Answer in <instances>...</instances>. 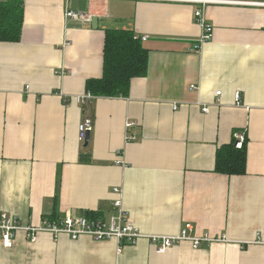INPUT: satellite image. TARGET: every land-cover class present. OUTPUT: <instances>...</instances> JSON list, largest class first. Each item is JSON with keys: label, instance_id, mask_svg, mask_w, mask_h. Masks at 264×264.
Instances as JSON below:
<instances>
[{"label": "crops", "instance_id": "obj_1", "mask_svg": "<svg viewBox=\"0 0 264 264\" xmlns=\"http://www.w3.org/2000/svg\"><path fill=\"white\" fill-rule=\"evenodd\" d=\"M200 7L23 0L19 39L0 41V212L22 225L108 217L118 187L141 234L171 236L191 224V234L225 241L158 253L146 237L120 244L39 232L30 242L17 230L10 247L0 240V264H264V0L203 6L213 30L192 50ZM65 9L84 17L65 18ZM110 29L134 32L148 51L146 73L125 95L89 93L81 103L86 81L102 74ZM84 116L92 120L85 146ZM237 131L246 137L244 172H216L218 150Z\"/></svg>", "mask_w": 264, "mask_h": 264}, {"label": "built area", "instance_id": "obj_2", "mask_svg": "<svg viewBox=\"0 0 264 264\" xmlns=\"http://www.w3.org/2000/svg\"><path fill=\"white\" fill-rule=\"evenodd\" d=\"M183 2H191L200 5V8L195 9L194 16L201 26V34L193 45L192 50H198L200 46L208 41L212 34V26L209 25L203 16V6L216 3L226 2V0H180ZM65 18L79 19L84 17V13L65 9ZM143 40L146 37L142 38ZM219 94V92H217ZM239 94L236 93V97ZM91 98L89 93L78 98L79 102L85 103L87 99ZM206 110V108H204ZM133 122H126L125 127H131ZM92 120L88 116H84L78 125V140L84 142L86 132L91 131ZM126 139H132L130 133L127 132ZM246 137L244 132L237 131L233 133V145L236 149L244 147ZM113 192L116 197L113 199V211L108 217L101 215L86 216V215H72L66 214L62 218L43 222L37 225H22L19 219L15 216L9 215L5 212H0V240L3 246L10 247L15 232L17 230L25 231L28 241L34 242L39 232H47L53 236L59 234H66L71 239L76 240L78 237L87 235L95 240L115 239L120 244H134L140 238L146 237L151 244L155 246L158 253L164 252L167 248L181 241H188L193 248L199 247L202 243H210L213 241H225L224 236L220 238H212L204 234L202 236L190 233L191 224H185L181 231L176 235H148L141 234L138 229L128 221L127 213L123 209L122 204V190L114 187Z\"/></svg>", "mask_w": 264, "mask_h": 264}, {"label": "trees", "instance_id": "obj_3", "mask_svg": "<svg viewBox=\"0 0 264 264\" xmlns=\"http://www.w3.org/2000/svg\"><path fill=\"white\" fill-rule=\"evenodd\" d=\"M23 14V0H0V41H17ZM148 51L131 30L105 31L102 74L86 81L93 96H117L128 92L130 80L147 70ZM245 169V147L236 149L233 141L221 147L215 160V171L241 174ZM87 216H95L89 213Z\"/></svg>", "mask_w": 264, "mask_h": 264}, {"label": "water", "instance_id": "obj_4", "mask_svg": "<svg viewBox=\"0 0 264 264\" xmlns=\"http://www.w3.org/2000/svg\"><path fill=\"white\" fill-rule=\"evenodd\" d=\"M89 136H90V133L89 132H86L85 140H84V146L87 145V142L89 140Z\"/></svg>", "mask_w": 264, "mask_h": 264}]
</instances>
